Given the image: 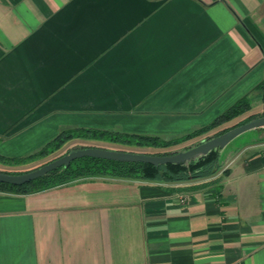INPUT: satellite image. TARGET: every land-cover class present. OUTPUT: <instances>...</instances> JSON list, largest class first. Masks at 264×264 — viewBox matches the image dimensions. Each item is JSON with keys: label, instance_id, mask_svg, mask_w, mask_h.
<instances>
[{"label": "crops", "instance_id": "obj_1", "mask_svg": "<svg viewBox=\"0 0 264 264\" xmlns=\"http://www.w3.org/2000/svg\"><path fill=\"white\" fill-rule=\"evenodd\" d=\"M260 85L264 0H0L2 155L76 128L176 138ZM257 134L207 178L0 190V264H264Z\"/></svg>", "mask_w": 264, "mask_h": 264}, {"label": "trees", "instance_id": "obj_2", "mask_svg": "<svg viewBox=\"0 0 264 264\" xmlns=\"http://www.w3.org/2000/svg\"><path fill=\"white\" fill-rule=\"evenodd\" d=\"M262 90V99L264 101V85H260ZM250 101L246 97H242L225 109L222 113L217 115L211 122L205 124L197 129L192 130L182 136L162 139L155 136L147 135H136V134H126L117 131L100 130V129H67L61 130L52 139L47 141L42 147H40L35 154H42L50 148H55L59 146L66 139L72 138L74 136L83 137H96L105 138L112 142H118L123 144H136L139 146H151L154 148H159L153 152H144L151 154H169L176 150H161L175 146L183 141L201 137L208 138L210 136L218 135L227 129L236 126L244 121H247L253 117L264 115L261 114L250 115L242 122L236 121L231 125L222 127L221 129L211 133V131L224 123L232 120L238 115L250 109ZM200 138V139H201ZM94 146V145H90ZM99 147V146H97ZM102 147V146H101ZM122 150V149H120ZM132 151V150H127ZM134 151V150H133ZM137 152V151H135ZM31 155V156H32ZM18 159L13 156H6L0 154V162H18ZM218 152L213 149L207 154L191 160L185 164H160L153 165L150 163L140 162V161H122L114 159H105L91 156H82L75 158L70 161L66 166L57 167L44 174L41 177L33 179L29 182L12 185L8 183L0 182V190L10 191V192H31L39 189H43L49 186H54L71 180H75L83 177H93V176H109L118 178H128V179H145V180H156L165 182H177L186 181L200 178H207L214 174L218 169ZM9 173H21L24 171H10V170H0ZM27 171V170H25ZM192 186H197L196 184Z\"/></svg>", "mask_w": 264, "mask_h": 264}, {"label": "water", "instance_id": "obj_3", "mask_svg": "<svg viewBox=\"0 0 264 264\" xmlns=\"http://www.w3.org/2000/svg\"><path fill=\"white\" fill-rule=\"evenodd\" d=\"M259 127H264V115L253 117L227 129L218 135L210 136L208 138H201L194 145L187 146L185 149L177 150L169 154H151L97 146L74 147L68 150L66 153L38 167L21 173L0 171V182L12 185H20L41 177L47 172L56 169L57 167L66 166L71 160L82 156L122 161H140L153 165L167 163L185 164L207 154L213 149L219 151L238 134L246 130Z\"/></svg>", "mask_w": 264, "mask_h": 264}, {"label": "rangeland", "instance_id": "obj_4", "mask_svg": "<svg viewBox=\"0 0 264 264\" xmlns=\"http://www.w3.org/2000/svg\"><path fill=\"white\" fill-rule=\"evenodd\" d=\"M255 103V101H254ZM264 103V102H263ZM261 103H255L250 109L246 112H244L241 115L236 116L232 120H229L228 122L224 123L222 126H219L211 131V133L221 129L224 126L231 125L235 123L236 121L242 122L246 118H248L250 115H256L261 114L264 112V104ZM258 104V105H257ZM257 130H263L264 127H260ZM257 130L255 129H249L246 130L237 136H235L231 140V144L228 147L231 146H242L245 142H249L250 140L257 137ZM201 137L192 138L186 141H183L175 146H171L170 148L161 149V150H182L185 149L187 146L194 145L197 141H199ZM263 140V138H257L253 141ZM45 144V143H44ZM42 144V145H44ZM39 146L38 148L31 150L27 153L19 154V155H13V157H16L18 162H0V170H10V171H25L30 170L35 167H38L64 153H66L68 150L74 147H84V146H99V147H105V148H111V149H122V150H134L137 152H153L156 150H160L159 148H154L151 146H139L136 144H123L118 142H112L105 138H96V137H83V136H74L72 138L66 139L64 142H62L59 146L55 148H50L46 152L40 154L32 155L33 153H36L37 150L42 147ZM233 149V148H232ZM32 155V156H31ZM8 156V155H6ZM225 156V152H221L219 155V160L223 161V158ZM10 157V156H9ZM219 167V165H218Z\"/></svg>", "mask_w": 264, "mask_h": 264}]
</instances>
